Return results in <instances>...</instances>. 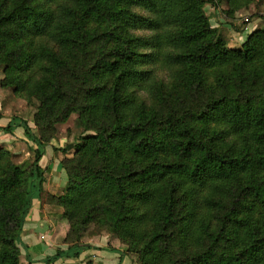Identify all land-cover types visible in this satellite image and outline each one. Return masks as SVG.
<instances>
[{
  "label": "trees",
  "instance_id": "obj_1",
  "mask_svg": "<svg viewBox=\"0 0 264 264\" xmlns=\"http://www.w3.org/2000/svg\"><path fill=\"white\" fill-rule=\"evenodd\" d=\"M221 1L240 32L254 0H0L2 85L38 103L37 134L0 127L34 145L26 168L0 147V264H19L45 148L74 113L65 190L44 197L68 247L45 264L79 256L89 225L137 264H264V27L227 47L204 13Z\"/></svg>",
  "mask_w": 264,
  "mask_h": 264
},
{
  "label": "crops",
  "instance_id": "obj_2",
  "mask_svg": "<svg viewBox=\"0 0 264 264\" xmlns=\"http://www.w3.org/2000/svg\"><path fill=\"white\" fill-rule=\"evenodd\" d=\"M209 5L212 6L211 4L204 6L205 15L208 17V14L212 12L213 16H209V22L215 24V28H219L223 34L227 32L224 36L230 46H240L248 34L256 28L264 26V0H254L249 7L236 12L234 15L236 24L245 19L248 20V23L243 27L244 29L238 33L230 26L224 25V19L219 10L213 6L211 8ZM225 8L226 6L223 5L222 10ZM1 93L0 89V100ZM3 112L0 102V127L6 126L11 118L9 112L8 115ZM32 132L34 133V131ZM0 146L12 154H16L19 158L27 159L33 156L34 145L25 138L23 129L19 127L14 129L12 133L0 132ZM56 149L60 148L54 147L52 144L47 145L45 156L40 162L42 167L49 169V173L45 174L44 193L60 194L61 188L65 185V176L62 175L60 168L61 154ZM54 169L57 170L56 176L52 174ZM56 212L61 214L62 210L45 205L43 195L34 201L21 233L23 247L20 250V264H45L44 259L54 255L57 248L67 249L68 246L60 243V241L64 238L68 227L63 221L58 225L57 220H54L53 217ZM79 246L83 247V249L79 248V256L71 255L70 257L58 258L53 264H136L134 256L126 254L116 240L110 239L105 234L86 240ZM71 252L69 251V254Z\"/></svg>",
  "mask_w": 264,
  "mask_h": 264
},
{
  "label": "rangeland",
  "instance_id": "obj_3",
  "mask_svg": "<svg viewBox=\"0 0 264 264\" xmlns=\"http://www.w3.org/2000/svg\"><path fill=\"white\" fill-rule=\"evenodd\" d=\"M210 1L212 3H215L218 0H210ZM223 5L226 6V3L224 1L218 2V6H216L217 7L216 9L219 10L220 15L224 19V25L230 26L228 24V22H226V20H225L224 10H222V6ZM210 7L212 8V6H210ZM213 8H215V7H213ZM209 16H213L212 12H210V14H208V17L207 16L206 17L209 19ZM234 21H235V19H234ZM246 21H248V20L245 19L243 22L245 23ZM243 22H239V23L236 24V21H235V24L237 25V28L238 27L239 28L242 27V24H244ZM210 25H211V27L215 28V24H211L210 23ZM263 27L264 26H261V27H258V28H263ZM230 28L234 30L233 27L230 26ZM258 28H256V29H258ZM217 29H219V28H217ZM219 31L221 32V34H222V36H223V38L225 40L224 34H226L227 32L225 33L223 31L224 32V34H223L220 29H219ZM225 42L227 44V47H229V48H240L241 47V45L240 46H230V45H228V43H227L226 40H225ZM3 80H4V72H3L2 66H0V89L2 91L0 102H1V105H2V112L4 111L3 113H6V115H8V112H9L10 113V117L15 116V117H19V118L27 121L28 122V125L31 127L32 131H34V134H37V129H36L35 125H34L33 118H34V114L36 112L38 103L37 102L28 103L26 100H24L21 97H19L18 95H16L14 93V91H13V88L3 86L2 85ZM80 133H81V129H80V127L77 124V114L74 113V114L70 115V117L68 118V120L66 122H64L62 124H58V125L55 126L54 138L50 141V144H52L54 147H57V148H60L61 149L66 144H69L71 142H74L75 139H76V137ZM0 147H2V146H0ZM56 150L59 151L58 149H56ZM59 153L61 154V156H60V158H61L60 159V168H61L62 175L65 176V185H64L63 188H61V190L59 192L60 194H53V193H49V192H45L44 193V191H43V194H42L43 195V203H44V197H45L46 194H51V195H55V196L62 195L63 191L65 190L66 184H67L65 172H64V170L61 167V161L63 159H70V158H72L73 151H70V152H68L66 154H63L60 151H59ZM12 155H13V162L16 165H18V166H20L22 168H26L27 166H29L31 164L32 158H33V156H32L31 158L24 159V158H19V156H17L16 154H12ZM56 171L57 170L54 169V171L52 173L54 176L57 175V172ZM46 174H48V173H46ZM45 205H48V204H45ZM48 206H53V207L60 208V207L54 206V205H48ZM60 209L62 210V208H60ZM53 217H54V220H57L58 225L60 223H63L64 222L66 224V226L69 227L68 224L62 219V213L59 214V212H56ZM67 231H68V228H67ZM67 231L65 232V235H66ZM103 234H105L108 237H110V239L116 240L119 243V245L124 249V252L126 254H131L132 256H134L136 258V264H137V256L135 254H132V253H127L126 246H124L123 244H121V242L119 241V239H117L114 235L109 234V233H107L105 231L99 232L95 228L94 225H89L88 228L82 233V236L80 238V241L78 242V245L82 244L83 242H86V240L94 239V238H96V237H98L100 235H103ZM64 238H65V236H64ZM64 238L60 241V243L68 246L67 244L64 243ZM19 264H20V255H19Z\"/></svg>",
  "mask_w": 264,
  "mask_h": 264
}]
</instances>
